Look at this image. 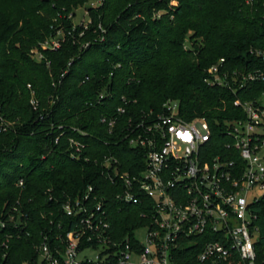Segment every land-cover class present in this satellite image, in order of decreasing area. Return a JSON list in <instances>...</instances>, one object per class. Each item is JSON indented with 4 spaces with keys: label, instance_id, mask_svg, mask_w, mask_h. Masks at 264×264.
I'll list each match as a JSON object with an SVG mask.
<instances>
[{
    "label": "trees",
    "instance_id": "16d2710c",
    "mask_svg": "<svg viewBox=\"0 0 264 264\" xmlns=\"http://www.w3.org/2000/svg\"><path fill=\"white\" fill-rule=\"evenodd\" d=\"M87 1L0 0L20 10L0 19V215L18 203L28 213L26 227L6 249L14 263L35 257L44 234L67 221L61 212L67 199L90 185L117 191L105 157L117 158L131 174L144 169V150L130 138L166 102L178 101L187 119L206 117L223 136L227 121L245 117L234 100L264 94V81L237 91L206 81L221 58L230 73L264 69V0H178L177 6L171 0H104L91 9L93 23L81 35L83 27L73 29L68 15ZM58 23L72 34L61 48L42 50L38 61L32 49ZM100 23L107 28L104 39ZM104 116L116 118L111 131ZM70 138L86 144L81 157H72ZM141 209L114 202L119 237L143 223ZM254 209L264 234V197Z\"/></svg>",
    "mask_w": 264,
    "mask_h": 264
},
{
    "label": "built area",
    "instance_id": "2783aa9c",
    "mask_svg": "<svg viewBox=\"0 0 264 264\" xmlns=\"http://www.w3.org/2000/svg\"><path fill=\"white\" fill-rule=\"evenodd\" d=\"M103 3L88 0L77 7L84 10L78 24L81 35L93 23L91 9ZM74 16L75 11L68 18L73 21ZM98 29L104 39L107 28L100 23ZM70 34L58 23L40 48L32 49L33 57L43 60L42 50L61 48ZM225 63L221 58L208 69L210 85L237 91L250 81H264V69L230 73ZM31 103L37 108L34 92ZM234 105L245 117L227 121L219 136L206 117L187 119L178 101L166 102L164 110L142 122L143 129L130 138L132 146L144 150V169L131 174L122 171L117 158L105 157L103 164L117 191L101 193L90 185L67 199L61 208L67 221L59 223L58 231L44 234L35 257L17 263L7 259L6 249L26 227L28 213L19 203L10 206L0 215V229L6 230L5 237L0 236V264H264V234L254 209L264 197V94L253 100L236 98ZM118 111L124 113L125 108ZM102 122L111 131L116 118L104 116ZM69 143L72 157H81L86 144L74 138ZM19 185L24 186L23 179ZM116 201L142 208L143 223L123 237L112 224ZM141 230L142 240L137 235Z\"/></svg>",
    "mask_w": 264,
    "mask_h": 264
},
{
    "label": "rangeland",
    "instance_id": "374dc122",
    "mask_svg": "<svg viewBox=\"0 0 264 264\" xmlns=\"http://www.w3.org/2000/svg\"><path fill=\"white\" fill-rule=\"evenodd\" d=\"M13 2H5L3 4H0V19L2 17H5L6 15H8L12 9H15V13L16 14H19L20 13V10H18L19 8L17 6H15L14 4H12ZM171 6H177L178 5V0H171L170 1V4ZM91 12V11H90ZM75 14L76 16H74L73 18V24L74 25H78L83 17H84V10L83 8H77L75 10ZM89 17L87 16L86 19H88ZM1 28V26H0ZM188 45V43H187ZM138 237L140 240L144 239V236H145V230H141L137 233Z\"/></svg>",
    "mask_w": 264,
    "mask_h": 264
}]
</instances>
